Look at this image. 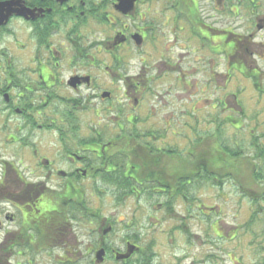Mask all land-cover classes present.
<instances>
[{
    "label": "flooded vegetation",
    "instance_id": "1",
    "mask_svg": "<svg viewBox=\"0 0 264 264\" xmlns=\"http://www.w3.org/2000/svg\"><path fill=\"white\" fill-rule=\"evenodd\" d=\"M4 1L12 0H0ZM17 1L31 12V16H11L6 25L0 27V125L5 127L12 116L19 117L14 125V133L19 134L28 131L27 123L35 117L33 113H27L28 110L38 108L39 114L41 110L49 109L57 112L58 106L65 107L68 114L76 119V124L66 126L61 140L58 141L59 133L56 136L58 145L63 147L57 156L69 171L54 168L52 165L55 163L43 157L37 158V153H34L37 166L42 164L47 169V180L54 177L65 180L62 190L52 191L59 193L62 201L65 200L63 209H58L57 202L52 203L45 197L46 187L51 186L44 179L28 182L14 170L9 175L8 163L0 157V208L8 209L12 205L17 212L0 219L3 234L0 241L4 239L0 245L13 238H23L21 233L30 227L31 218L54 226L56 235L45 238L57 246H65L69 239H75L74 219H82L84 213L83 196L76 184L79 179L94 176L95 182L100 184L104 178L102 173H106L110 182L127 180L122 187H112L116 193L141 195V190L132 184L134 179L135 186L140 185L143 189L137 183L136 171L139 169L128 163L114 165L109 163V159L118 156L128 162L126 155L130 156L129 161H135L140 155L126 150L132 145L120 132L124 129L134 131V117L141 110L148 112L147 107L139 110L131 107V111H124L130 107L127 101L135 98L136 91L147 94L149 82L175 78L177 83L187 85L183 89L190 93L187 100L193 103L190 102L192 108L181 115L184 121L186 116H196L193 99L196 92L192 93V85L195 84L196 73L203 72L204 81L211 86L206 90L205 101L210 102L197 112L205 110L206 115L210 112L209 107L211 111L219 109L217 117L209 118L219 126L222 124L220 115L229 110L225 102L217 103L215 97L241 91L243 113H247L246 123L254 121L257 132L264 131H260L264 120H258L262 114L254 110L245 92H254L257 102L264 105V0ZM13 20L20 24L21 32L25 31L22 37L15 34L13 39V55L24 58L18 61L8 52L9 39L14 36L8 26ZM197 25L201 26L198 33ZM184 64L186 67L189 65L188 72L181 70ZM221 65L224 71L220 72L218 68H222ZM214 86L217 91L212 90ZM233 94L231 98L237 104L238 97ZM165 95L169 96V92ZM177 96L182 97L181 93ZM133 102L135 106L139 105V100L134 99ZM69 103L71 107H68ZM117 111L124 115L123 120L121 116H115ZM84 115L89 116L94 127L90 128L93 138L86 141L83 140L86 129L82 123ZM178 119L181 120L178 117L176 123ZM44 126L50 127L51 124ZM42 127L36 126L37 129ZM11 140L18 142L16 138L11 137ZM110 147L112 150L106 152ZM87 152L90 153L88 156L81 155ZM155 153L141 154L145 170L151 162L150 168L159 172L153 177L158 180L172 177L165 172L166 166L170 161L173 165L171 171L175 173L179 156L172 155L174 150H160L157 157ZM194 155L195 149L190 150L189 156L193 158ZM190 170L193 172L195 168L191 166ZM61 187L62 184L51 188ZM54 212H57L55 217ZM15 219L19 223L17 230H13L12 224L10 227L7 225ZM108 226L112 227L111 224ZM28 241L35 242L33 239ZM98 241L101 242H96L97 250L103 248L105 254L111 253L113 257L118 252L109 248L101 238Z\"/></svg>",
    "mask_w": 264,
    "mask_h": 264
},
{
    "label": "rangeland",
    "instance_id": "2",
    "mask_svg": "<svg viewBox=\"0 0 264 264\" xmlns=\"http://www.w3.org/2000/svg\"><path fill=\"white\" fill-rule=\"evenodd\" d=\"M18 26L20 24L14 20L8 26L9 31L14 33V36L10 37L9 40L11 41L8 45L10 49L8 52L11 56H14L13 53H15L13 48L15 34H17L16 37L18 38L25 34V31L21 32ZM197 26L196 32L198 33L201 26ZM13 58L16 61L24 59L18 58L16 55ZM185 65L187 64L182 65L183 69L181 70L188 72L189 65L187 67ZM218 70L221 72L223 66L218 68ZM174 79H162L155 83L149 82L147 94L143 91H136L133 98L135 97L136 101L139 100L138 106L134 105V99L127 101L130 103V107H127V110L125 109V113L126 111H131V107H136L138 110L142 109V107L148 108L146 113L145 109L141 110L140 114L143 116L139 114L134 117L135 120L132 122V124H135L132 128L134 131L124 129L123 132H120V134L127 136L124 139L132 145V148H126V150L129 151L130 149L133 153L140 155L136 160L133 158L135 161H129L130 156L128 155L127 157L126 155L125 159L128 162L120 160L118 156V158L112 157V159H109V163L112 162L114 165L128 163L132 167L138 168L139 170L136 171L137 183L144 181L145 184H148L146 186H150V184H153L151 182L154 181L151 177L158 175L159 172H154L153 167L150 168L151 162H148V167L145 170L146 165L141 164V160L144 159L141 154L143 155L146 152L148 154L158 153L160 150L163 152L174 150L179 154V167H176L175 173L172 172L173 165L168 161L165 172L172 175V177H169L171 184H162L165 187L164 193L161 192L162 194L159 193V195L153 196L152 199L145 198L142 191L141 196L137 195V197L135 194L127 193L128 195L124 197L123 194L116 193V190L112 189L115 185L117 186L116 182L108 181L104 183L100 181V184H98L95 182L94 176L79 179L76 184L82 193L83 204L87 207L90 216L92 214L94 217L85 219L83 213L82 219H74L76 224L72 227L75 239H69L65 246L64 244L57 246L56 243L45 238V236L56 235L54 226L46 221L44 223L43 220H33L31 218L30 227L23 229L21 233L23 238H13L0 245V264H95L96 242H101L98 241L99 238L109 248L115 249L120 253L125 252L126 242L135 244L139 251L132 253L129 257L133 264L140 259V255L145 254V250L149 246L151 247L148 253L153 255L155 264H264V202L260 204L261 209L259 208L257 219L250 227H244L250 218V200L242 198L236 191L234 183L227 178L222 184V188L216 185L213 186L211 182L212 175L217 177V173H221L220 171H224L227 167L223 169L216 168L215 170L219 171L213 172L210 178L208 177L210 172H208L205 179H198L197 176L200 172L193 171L189 175L188 170L185 168L187 163L182 161V158H186L182 157V155H189V151L195 149L194 157L189 156V158H186L191 160L192 164L194 163L192 166L195 168L196 163L201 166L202 164L211 166L210 164L215 154L206 153L204 155L203 151L201 158H196V147H200L198 144L199 138L202 139L201 144L204 149H208L213 145L221 150L225 147L236 148L234 145L245 149L253 141L255 142L254 146L259 149V153L256 154L260 158L252 160L253 150L251 149H248L251 152H247L244 157L250 160L252 164L256 163L260 167L261 164H264V131L258 133L254 121H251V124L246 123L247 113H243V102L240 98L241 91H228L229 93H223V95L215 97L217 98V103L225 102L227 105L226 109L229 110L225 114H221L222 116L220 115L222 124L219 126L217 123H212L213 120L210 122L209 119L213 118V116L217 117L220 112L219 109L216 108L211 111L209 107L210 112L206 113V115L204 114L205 110L202 111L203 113L197 112L198 109H204L207 103L210 102L205 101L206 90H209L211 86L209 87L204 81L205 75L203 72L196 73L195 84L192 85V93L196 92L193 98L194 103H196L194 106L196 110L194 114L196 116L194 115L191 118L186 116L185 120L182 121L181 115H184L192 108L190 106L192 101L187 100L190 93L183 89L187 85L183 82L179 84ZM212 90H216L215 86ZM167 92H169V96L165 95ZM184 92L186 94L183 96ZM245 92L247 93L246 98L250 101L251 106H254V110L262 114L261 117H258V120H264L263 103L257 102V96L254 92L247 90ZM178 93H181L182 97L177 96ZM232 93L238 97L237 104L231 98ZM119 94H121V91H119ZM165 96L167 98H164ZM116 106L117 108L119 107L118 105ZM68 107H71V103L68 104ZM138 110L135 113H138ZM28 112L33 113L35 116L34 119L27 123L28 131H22L19 134L14 133L15 122L19 119L16 116H12L11 121L5 127L0 125V157L6 164L8 163L7 165L10 168L9 175H12L14 170L28 182L44 179L43 181L47 182L51 187L62 184L61 188L46 187L44 195L52 203L57 202L58 209H63L65 200L62 201L61 195L54 192H56V189H63L65 180L56 179L55 177L47 180L45 178L47 169L45 166H41L42 164L37 166V163H35L37 159H35L34 153H37V158L43 157L55 163L52 165L54 168L69 171L67 165L61 164L57 156L58 154L60 155V150L63 147L58 145L56 136L59 133L60 139L58 141L61 140L64 137V131L67 130L66 126L76 124V119L71 117L66 108L62 106H58L57 112L49 109V111L41 110V114H39L38 108L28 110ZM115 116H121L122 120L124 118V115L120 114V112L116 113ZM178 117L181 120L178 119L176 123ZM78 118L80 121V115ZM197 118L200 120H197ZM82 120L83 125L86 126L83 133L85 137L83 140L86 141L93 138L90 128L94 127L89 116L84 115ZM77 123L79 124V122ZM45 124H51V126L46 127L44 126ZM237 124H241L238 130L235 128ZM37 125H42V129H37ZM263 126H260V131L264 130ZM165 127L167 129L164 130ZM54 130L57 132H54ZM218 131V136H215ZM222 132L224 133L223 136H221ZM173 135H175L174 138H172ZM136 136L139 137L136 138ZM158 136L160 137L158 138ZM11 137L16 138L18 142L14 143ZM124 139L120 141H124ZM143 140L145 141L144 144ZM24 141L27 142V145L24 144ZM171 141L174 143H171ZM116 142L117 140H115ZM111 143L113 144L114 142L112 141ZM138 144H142V146H138ZM110 150H112L111 147L106 152ZM83 154L88 156L90 153H81V155ZM55 159L56 161H53ZM240 168L243 171L241 181L242 183H247V177L245 176L249 174L247 168L250 167L244 166V169L243 167ZM187 177L192 181L189 185L194 193V200L190 203H185L180 198L176 199L172 202L174 209L171 215H168L167 208L164 206V202L167 201L166 196L176 190V187H173V185H177L176 180L179 178L186 179ZM217 180H219L218 177ZM126 181L122 180L120 182L124 185L127 183ZM162 185L159 187H162ZM134 187L142 190L140 185ZM181 188L182 191L186 190L183 187ZM146 189L148 190L147 187ZM7 190L9 191L11 188ZM9 206L8 209L1 210L0 208L1 220L8 213L14 212V214H17L12 205ZM56 213H53V217L56 216ZM13 217L15 218V216ZM11 224L13 230H17L19 227L17 219L13 220L12 223L7 222L8 227ZM109 224L112 225L111 230H108ZM97 229H99V232ZM105 230L107 231L102 237L101 233ZM135 234L138 237L135 243L132 241L133 239L126 241V237H133ZM1 236H3L2 229H0V238ZM28 239H33L35 242H29ZM3 240L0 242H3ZM122 263L120 260H115L110 253L104 256V260L100 264Z\"/></svg>",
    "mask_w": 264,
    "mask_h": 264
},
{
    "label": "trees",
    "instance_id": "3",
    "mask_svg": "<svg viewBox=\"0 0 264 264\" xmlns=\"http://www.w3.org/2000/svg\"><path fill=\"white\" fill-rule=\"evenodd\" d=\"M197 120H200V119H197ZM240 125L241 124H237L235 126L236 130H238ZM247 127H250V126H247ZM218 133H219V131L215 133V136H218ZM223 135H224V133L222 132L221 136H223ZM142 139H143V137H142ZM199 139H200V141L198 142V144L200 145V147H196V158H201V154L203 151H204V155H206V153L215 154V157L212 158V162L210 164L211 166H206L204 164H202V166H201L199 163H196L195 171L200 172V174L197 176V178L198 179H205V176L208 175V172H210V174L208 176L210 178V176H211V174H213V172L219 171V170H215L216 168H222L223 169V168L227 167V169H225L224 171H220L221 173H217V177L219 178V180H217V177L215 175H212V181L211 182H212L213 186L216 185V186L222 188V186H223L222 184L226 181V178H227L230 182L234 183V185L236 187V191L238 192V194H240V196L242 198H247L250 200V203H251L250 208H249V210H250V216L249 217L250 218L244 225V227H250L258 217L259 208L261 209V205H260L261 202H264V164H261V166L259 167L256 165V163L252 164L250 162V160H248L246 157H244L247 152H249V153L251 152L248 149H251V150H253L252 160L260 158V156L256 154V153H259V149L254 146L255 142L252 141V144L249 145L248 147H246L245 149H241V147H239L238 145H234V147H236V148H226L225 147L221 150V149L215 148L213 145H211L208 149H204V146H202V144H201L202 139L201 138H199ZM225 143H226V140H225ZM172 155L173 156H179V154L177 152H175ZM182 157L189 158V155L185 154V155H182ZM186 158H182V161L184 163H187L185 168L188 170L189 175H191L190 167L193 164L190 162V160H188ZM250 165H252V166H250ZM244 166L250 167V168H247V171L249 172V174L247 176H245V177H247V183H242V181H241V176L243 175V171L240 167H243V169H244ZM175 167L178 168L179 165L176 164ZM102 176L104 177L102 179V182H108L109 181L106 173H102ZM151 178H153L154 181L151 182L153 184H150V186H146L148 184H145L144 181L140 182L142 187H143V189L141 190L144 193L143 196L145 198H148V199H152L153 196L159 195L160 191L157 188L158 185L161 186L162 184H164V185L171 184L169 178H163V179H159V180L156 177H151ZM222 178H223V180H222ZM135 181L136 180H134V179L132 180V184L134 186L136 183ZM111 182H116L117 187L123 186V184H121L120 181L113 180ZM190 182H192V181L188 177L186 179L179 178L178 180H176L177 185H173V187H176V190L172 191L169 195H167L166 196L167 201L164 202V206L167 208V211H168L167 214L168 215H171L172 210L174 209L172 202L175 201L176 199L180 198L181 201H184L185 203L186 202L190 203L191 201L194 200V197H193L194 193L192 192V188L189 185ZM164 185H162L161 188L165 189ZM146 187L148 188V190L146 189ZM181 187L185 188L186 190L182 191ZM155 188H156V190H154ZM147 193H148V195H147ZM127 195L128 194H125L124 197H126ZM135 196H137V195H135ZM205 209H207V208H205ZM93 217L94 216H92V214L90 216V214L87 210V207L84 206V218L85 219H91ZM126 238H127V240H130V241L133 239L132 241L135 243V241L138 237L135 234V236H133V237L128 236ZM137 241L139 242V240H137ZM150 247L151 246H149L148 249L145 250L144 255H140V259L137 260L134 264H155V262L153 260V255L148 253V251H150ZM122 262H123L122 264H133L130 259H127V260L122 261Z\"/></svg>",
    "mask_w": 264,
    "mask_h": 264
},
{
    "label": "water",
    "instance_id": "4",
    "mask_svg": "<svg viewBox=\"0 0 264 264\" xmlns=\"http://www.w3.org/2000/svg\"><path fill=\"white\" fill-rule=\"evenodd\" d=\"M11 15H20L28 17L31 16V12L19 1L12 0V1H4L0 2V26L5 25L8 18ZM109 230V229H108ZM107 230L103 232L106 233ZM138 249L135 246L127 245L126 252L124 254H117L116 260H125L130 257L132 253L137 251ZM104 250L101 249L96 253V262L100 263L103 260Z\"/></svg>",
    "mask_w": 264,
    "mask_h": 264
}]
</instances>
